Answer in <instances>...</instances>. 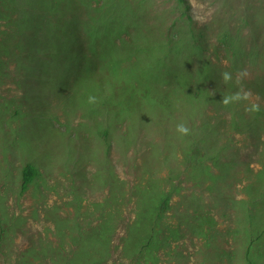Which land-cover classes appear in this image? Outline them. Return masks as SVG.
<instances>
[{"label":"rangeland","instance_id":"rangeland-1","mask_svg":"<svg viewBox=\"0 0 264 264\" xmlns=\"http://www.w3.org/2000/svg\"><path fill=\"white\" fill-rule=\"evenodd\" d=\"M188 1L0 0V264H264V129L207 112L198 180L176 131L182 85L264 109V0Z\"/></svg>","mask_w":264,"mask_h":264},{"label":"trees","instance_id":"trees-1","mask_svg":"<svg viewBox=\"0 0 264 264\" xmlns=\"http://www.w3.org/2000/svg\"><path fill=\"white\" fill-rule=\"evenodd\" d=\"M181 5H183V8L186 10L189 8V1L188 0H178ZM99 84H102L101 81H99ZM113 84V85H112ZM186 85H182L179 87V96L183 108V116L184 121L181 123H185L190 128V134L187 136H182L183 140V148H178V150L182 153V158L180 159V164L184 166V171L187 172L188 169L191 170L189 176L194 177L197 179L195 175H192V171L196 172L197 169H199L197 166L198 164L204 163L203 167L206 168L204 172H208L210 166H215L217 162L219 161L218 156L221 155V150L217 152L215 151L211 144L210 139L208 135L202 131L199 128V125L203 122L200 120L203 119L204 115H208L207 112H210L212 115H214L217 118L222 119V128L223 131H225V128L230 125L232 127L231 129L236 130H247L250 133H255V131L259 128L264 129V124H259L256 120V116L259 113H264V109H262L259 112H256L255 115L246 117L245 114L247 111H245L244 108L237 103L232 106V108H221L220 106L223 105L220 101L213 102L209 98H206V96L202 95V92L200 89L193 88L189 93L185 89ZM111 88V91L109 93L117 92L120 90L116 84V82L109 84L105 87H99L105 94L108 88ZM111 96V95H110ZM110 96H107L110 98ZM102 104L106 107V103L108 104L109 101H107L106 95L103 97V99H100ZM108 106V105H107ZM169 109H172V105L169 104ZM220 110L222 112L221 116H217L216 111ZM246 112V113H245ZM203 113V114H202ZM245 113V114H244ZM228 115V116H227ZM213 116V117H214ZM227 116V117H226ZM262 117V116H261ZM198 121L197 123H195ZM253 135V134H252ZM100 138L103 137L104 139L110 138V132L109 128L105 127L100 130L99 132ZM218 143L219 141H223V135L217 139ZM220 144V143H219ZM110 154V153H109ZM126 157V156H125ZM170 169V168H169ZM22 176H23V182H22V190H25L27 185L32 181L33 177L37 174V170L34 168V166L30 164H26L24 168L22 169ZM189 177L188 179H192ZM173 178V175L170 177ZM171 184V188L168 191H162V193L159 195V203L158 207L155 210V216L154 220L157 222L164 220V214L167 208H170L169 201L171 199V195L173 192H178L179 187L174 186V184ZM200 219L199 217L196 218Z\"/></svg>","mask_w":264,"mask_h":264},{"label":"clouds","instance_id":"clouds-1","mask_svg":"<svg viewBox=\"0 0 264 264\" xmlns=\"http://www.w3.org/2000/svg\"><path fill=\"white\" fill-rule=\"evenodd\" d=\"M248 75L246 70H241L236 76V83L239 85L242 83L243 79ZM222 80L227 83L232 80V74L230 72L221 73ZM251 92L250 90H244L241 88L239 91L231 94L222 96V100L220 101L224 106H228L230 103L239 102V101H250L251 100ZM89 102L94 103L95 97H89ZM245 111L249 113H256L260 111V105L255 102L249 103V105L245 108ZM176 131L182 135L187 136L190 134V128L185 123H178L176 125Z\"/></svg>","mask_w":264,"mask_h":264}]
</instances>
